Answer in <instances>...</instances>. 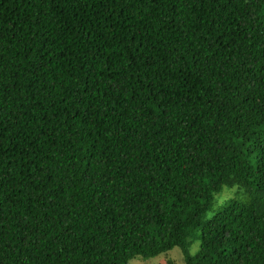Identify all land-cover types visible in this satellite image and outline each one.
I'll return each mask as SVG.
<instances>
[{
    "label": "trees",
    "instance_id": "obj_1",
    "mask_svg": "<svg viewBox=\"0 0 264 264\" xmlns=\"http://www.w3.org/2000/svg\"><path fill=\"white\" fill-rule=\"evenodd\" d=\"M175 248L264 264V0H0V264Z\"/></svg>",
    "mask_w": 264,
    "mask_h": 264
},
{
    "label": "rangeland",
    "instance_id": "obj_2",
    "mask_svg": "<svg viewBox=\"0 0 264 264\" xmlns=\"http://www.w3.org/2000/svg\"><path fill=\"white\" fill-rule=\"evenodd\" d=\"M232 193H225L224 198H228ZM222 199V201H223ZM211 214L207 215V218H210ZM200 237L199 234L195 235L193 243L191 244L190 250L192 254H196L200 249ZM130 264H185L184 255L180 248H175L172 251L165 253L157 258L150 260H140L136 259L130 262Z\"/></svg>",
    "mask_w": 264,
    "mask_h": 264
}]
</instances>
